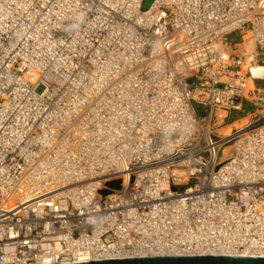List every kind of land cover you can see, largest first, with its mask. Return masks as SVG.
Instances as JSON below:
<instances>
[{
	"label": "built area",
	"instance_id": "built-area-1",
	"mask_svg": "<svg viewBox=\"0 0 264 264\" xmlns=\"http://www.w3.org/2000/svg\"><path fill=\"white\" fill-rule=\"evenodd\" d=\"M148 1L0 0V264L264 258V0Z\"/></svg>",
	"mask_w": 264,
	"mask_h": 264
},
{
	"label": "water",
	"instance_id": "water-1",
	"mask_svg": "<svg viewBox=\"0 0 264 264\" xmlns=\"http://www.w3.org/2000/svg\"><path fill=\"white\" fill-rule=\"evenodd\" d=\"M151 0L148 1L150 3ZM86 264H264V258L232 257H161L103 261Z\"/></svg>",
	"mask_w": 264,
	"mask_h": 264
},
{
	"label": "bare ground",
	"instance_id": "bare-ground-1",
	"mask_svg": "<svg viewBox=\"0 0 264 264\" xmlns=\"http://www.w3.org/2000/svg\"><path fill=\"white\" fill-rule=\"evenodd\" d=\"M53 131H55L56 130V128L55 127H53V129H52Z\"/></svg>",
	"mask_w": 264,
	"mask_h": 264
}]
</instances>
